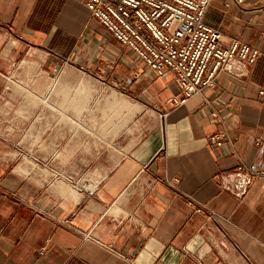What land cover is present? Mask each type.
<instances>
[{
  "label": "crops",
  "instance_id": "obj_1",
  "mask_svg": "<svg viewBox=\"0 0 264 264\" xmlns=\"http://www.w3.org/2000/svg\"><path fill=\"white\" fill-rule=\"evenodd\" d=\"M227 2L205 21L262 54L174 107V74L160 78L84 0H0V100L16 63L43 78L24 157L0 138V264H264V175L242 199L221 186L239 165L264 169V0ZM52 75L57 110L43 105ZM219 127L222 147L209 138Z\"/></svg>",
  "mask_w": 264,
  "mask_h": 264
},
{
  "label": "built area",
  "instance_id": "obj_2",
  "mask_svg": "<svg viewBox=\"0 0 264 264\" xmlns=\"http://www.w3.org/2000/svg\"><path fill=\"white\" fill-rule=\"evenodd\" d=\"M246 0H228L242 5ZM90 15L122 45L129 47L145 63L167 80L174 74L178 94L171 97L174 107L185 104L202 93L215 88L217 78L224 72L240 77L248 74L262 54L259 47L231 38L205 21L212 0H84ZM259 94L264 97V89ZM264 107V101H263ZM211 115L220 120L218 111ZM217 147L229 139L226 128L219 127L210 134ZM264 169L256 170L239 165L221 175V186L235 197L244 198L256 177ZM194 212L219 217L194 197L188 201Z\"/></svg>",
  "mask_w": 264,
  "mask_h": 264
},
{
  "label": "rangeland",
  "instance_id": "obj_3",
  "mask_svg": "<svg viewBox=\"0 0 264 264\" xmlns=\"http://www.w3.org/2000/svg\"><path fill=\"white\" fill-rule=\"evenodd\" d=\"M29 58H26L24 61L16 63L15 70L9 75V82L6 94L12 93L8 98L5 96V99L0 100V138L4 142L11 141L14 145V148L17 150V157H24V145L26 141H30V134L27 133L26 127L30 126V121H33V126L42 119L34 118L30 119L25 116V111L32 108L40 109L42 103L40 100L42 95V74H38L36 64L31 62ZM61 75H52L49 76V98L48 102H44L43 105H47L49 110H57L58 102H56V95L59 92L57 89L58 78ZM87 89V87H85ZM85 89L82 87L81 92H85ZM43 92H46V89H43ZM103 93V92H102ZM96 94H100L96 93ZM8 98V99H7ZM33 99L35 102L30 106V100ZM104 108L103 98L100 97L96 101L93 108ZM56 118H45L46 125H55ZM48 123V124H47ZM35 135V134H33ZM38 138H34V142H37Z\"/></svg>",
  "mask_w": 264,
  "mask_h": 264
}]
</instances>
